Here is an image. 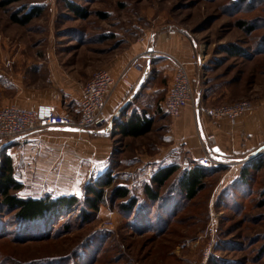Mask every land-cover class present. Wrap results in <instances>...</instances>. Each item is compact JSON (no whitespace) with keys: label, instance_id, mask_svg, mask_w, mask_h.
I'll list each match as a JSON object with an SVG mask.
<instances>
[{"label":"rangeland","instance_id":"rangeland-1","mask_svg":"<svg viewBox=\"0 0 264 264\" xmlns=\"http://www.w3.org/2000/svg\"><path fill=\"white\" fill-rule=\"evenodd\" d=\"M29 8L41 12L28 24L11 20L13 13L22 14ZM238 20L244 21L245 28ZM168 31L187 40L194 48L193 56L200 60L195 75L190 72L194 89L202 94L200 106L205 104L204 95L214 105L243 99L261 102L264 0H0V50H8L13 58L28 57L29 62L44 60L41 82L45 83L49 72L56 71L71 86L78 84L77 79L84 84L89 78H83L87 66L92 75ZM237 47L236 54L226 50ZM147 77L136 102L164 101V93L153 92L152 98L150 89L156 83L160 87L166 84L164 72L157 75L151 69ZM141 108L153 112V108ZM161 113H151L152 129L142 136H123L113 129L109 152L103 153L104 146L95 144V154L100 157L70 158L65 165L70 169L60 175H22L21 161L13 159L17 179L23 184L14 194L74 195L81 205L53 221L25 222L2 205L0 197V264H264V164L259 170H250L245 183L239 179L244 164L259 159L264 163V143L251 154L221 160L227 165H219L194 200L179 195L173 198L177 193L172 186L183 171L179 165L161 191L174 194L162 202L146 203L143 218L150 209L159 208L165 217L166 206L176 210L172 217L176 222L161 236L156 228L133 222L134 212L124 208L128 198L113 196L118 185L139 177L143 187L134 184L130 189L135 197L144 198V184L151 177L144 180L146 175L139 172L159 157L160 146L167 147L163 136L170 119L163 121L166 116ZM4 144L0 141V146ZM3 154L0 148V159ZM104 154H108L106 159L101 158ZM109 173L113 182L104 187V200L94 212L83 203L85 189ZM181 204L182 210L177 212Z\"/></svg>","mask_w":264,"mask_h":264},{"label":"crops","instance_id":"crops-1","mask_svg":"<svg viewBox=\"0 0 264 264\" xmlns=\"http://www.w3.org/2000/svg\"><path fill=\"white\" fill-rule=\"evenodd\" d=\"M144 47L139 49L140 51H133V55L118 56L104 66L106 67L104 69L117 76L129 66L138 54L149 52L152 55L150 61L143 60L145 72L129 70L128 76L133 86L119 84L106 106L107 116L112 117L117 124L126 121L130 115L135 113L152 119V114L155 112L157 114L163 112L166 117L162 120L170 119L167 133L163 136L167 147L160 146L159 157L152 158L151 162L147 163L148 166L139 172L147 176H144V180L151 177L158 168L166 165L177 164L181 166L182 170L189 169L197 164L196 159L215 146H218L224 153L221 155V159L228 160L230 157L236 158L242 154H251L253 149L264 143V97H261L260 103L258 100L254 101V108L243 114L235 124L226 118L213 121L204 114L197 115L191 107L184 108L177 118H173L166 113L163 100H156L153 103L147 100L143 105L138 104L136 101L139 99L136 96L142 90L151 69L157 75L164 72V76L167 77L166 84H163L162 87L156 83L154 87L150 88L153 98V92L161 91L167 95L174 79L177 61L186 63L189 73L192 72L193 75L196 73L195 68L200 65V60L198 58L196 60L193 56L194 48L187 40L177 36L176 31L163 32L158 37L151 39L149 44ZM11 56L8 50H0V108L5 105H16L23 109H34L38 105L45 104L60 114L78 115L83 86L92 76L90 67L87 66L86 73L83 74L84 79L89 77L84 84L80 79H77L79 80L78 84L71 86L70 81L62 79L64 76L56 71L49 72L48 83H45L41 82L46 68L44 60L29 62L28 57L16 56L13 58ZM170 66L172 68L168 70ZM147 67H149L148 72H146ZM199 91L195 90L197 102L202 97L201 91ZM222 95L217 97L223 98ZM145 96L146 99L150 98V93ZM202 101L205 106L214 105L210 104L213 103L210 96L204 95ZM141 107L144 110L148 107L153 108L152 114L143 111ZM208 134L215 135L213 142L207 140ZM108 138L109 134L93 131L78 132L65 127H53L30 132L7 144L6 150L13 159L21 161L22 175L45 178L46 176L60 175L65 171L66 162L70 158L94 159L95 144L104 146L103 153L109 152L111 139ZM99 155L97 154L96 157H100ZM107 156L108 154H104L101 158L106 159ZM67 169L66 171H68ZM138 178L136 177V180H132L131 184L126 183V185L131 187L137 184L142 188L143 184L138 183L140 181Z\"/></svg>","mask_w":264,"mask_h":264},{"label":"trees","instance_id":"trees-1","mask_svg":"<svg viewBox=\"0 0 264 264\" xmlns=\"http://www.w3.org/2000/svg\"><path fill=\"white\" fill-rule=\"evenodd\" d=\"M68 7L74 8L70 4H68ZM40 12L41 10L39 9L33 12V10L29 8L22 14L13 13L11 15V20L19 25H26L33 19L34 15H37ZM243 22V20H238L237 22L241 28H245V23ZM262 43L264 44V39L262 40ZM226 50L235 54L237 52L239 53L240 51L238 50V47L235 51L231 50L230 48H227ZM117 127L118 132L123 136L138 137L151 131L152 120L135 113L130 115L126 121L119 122ZM6 146L7 144L0 146V148L5 151V155L3 154L0 159V197L2 198V205L10 209V211L14 213L17 218L25 222L46 221L48 219L53 221V219L63 216L64 213H68L74 206L81 205V202L79 201L80 199L74 195H63L53 198L51 196L21 197L17 194H14L15 191H18L22 188L23 184L17 179L13 158L10 154L6 153ZM263 164L264 163L262 159L251 160L249 163L244 164L239 174V179L242 181V183H245L248 180V172L250 170H259ZM218 168L219 166L205 168L200 165H194L189 169L183 170L176 185L172 186V188L175 186L174 189H176L177 193L175 195H173L174 192L167 194V190L163 193L161 191L163 187L167 185L168 180L179 170V166L177 164L160 167L152 174L149 181L144 184V198H142L143 201L142 199L140 200L138 197H135L132 194L130 187L127 185H118L112 194L117 199L128 198L127 202L129 205H124L126 206L124 208L125 210L134 212L133 222L138 221V223H140L141 221L145 223H142L143 225L154 227L157 229L156 233L161 236L165 234V229H169V227L176 222L174 221V218L172 219V217L175 215L173 212L176 210H172L170 205L166 206L167 217H165L159 208H156L155 212L150 209L149 216H145L143 218V215L145 213L147 214L148 211L147 209L145 210L147 201L154 203L158 200H161L162 202V200L169 197V195H173V198L179 195V197H182L184 200H194L199 192L204 189L205 180L214 172H216ZM112 182L113 177L109 173L106 179L96 182L93 184V186H88L85 189V198L83 203L90 210H93L94 212L98 211L100 208V203L105 197L103 189L105 186H110ZM181 208L182 204L180 205L177 212L181 211ZM83 210V207L80 208V211ZM38 260L46 261L47 259Z\"/></svg>","mask_w":264,"mask_h":264},{"label":"built area","instance_id":"built-area-1","mask_svg":"<svg viewBox=\"0 0 264 264\" xmlns=\"http://www.w3.org/2000/svg\"><path fill=\"white\" fill-rule=\"evenodd\" d=\"M151 53L138 55L129 66L115 76L107 69L96 70L84 84L78 115L60 114L51 106L41 104L34 109H23L16 105H5L0 108V141L9 144L39 129L65 127L78 132H99L109 134L118 130L117 123L107 116L106 106L119 84L132 87L128 76L130 69L145 72L143 60L150 61ZM196 101L195 89L186 63L176 62L174 79L164 99L163 107L168 115L177 118L186 107L208 116L211 120L228 119L235 124L246 112L252 110L255 102L251 99L238 100L232 103H222L214 106H200ZM214 134H208L207 140L213 142ZM221 155L210 148L200 158L197 165L203 167L227 165L221 161Z\"/></svg>","mask_w":264,"mask_h":264},{"label":"water","instance_id":"water-1","mask_svg":"<svg viewBox=\"0 0 264 264\" xmlns=\"http://www.w3.org/2000/svg\"><path fill=\"white\" fill-rule=\"evenodd\" d=\"M148 71H149V67L146 68V72H148ZM213 151L218 152V154H220V155H224V153L219 149L218 146L213 147Z\"/></svg>","mask_w":264,"mask_h":264},{"label":"bare ground","instance_id":"bare-ground-1","mask_svg":"<svg viewBox=\"0 0 264 264\" xmlns=\"http://www.w3.org/2000/svg\"><path fill=\"white\" fill-rule=\"evenodd\" d=\"M163 221V220H162ZM160 223H161V221H160ZM159 227V226H158Z\"/></svg>","mask_w":264,"mask_h":264}]
</instances>
